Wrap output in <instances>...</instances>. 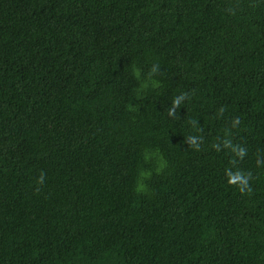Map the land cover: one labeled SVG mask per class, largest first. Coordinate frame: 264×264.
<instances>
[{
    "label": "trees",
    "instance_id": "trees-1",
    "mask_svg": "<svg viewBox=\"0 0 264 264\" xmlns=\"http://www.w3.org/2000/svg\"><path fill=\"white\" fill-rule=\"evenodd\" d=\"M0 264H264V0H0Z\"/></svg>",
    "mask_w": 264,
    "mask_h": 264
},
{
    "label": "clouds",
    "instance_id": "clouds-1",
    "mask_svg": "<svg viewBox=\"0 0 264 264\" xmlns=\"http://www.w3.org/2000/svg\"><path fill=\"white\" fill-rule=\"evenodd\" d=\"M183 97H178L175 101L174 104L176 106L179 105V101L182 99ZM171 114V113H170ZM189 143L195 144L196 141L194 138H190ZM238 156H240L241 158L245 155V151L243 149H240L239 151H237L236 153ZM227 177H228V183L230 185H238L239 186V190L241 193H243L245 190L250 191L251 189L248 187V176H245L244 174L240 173V172H231L228 171L226 173ZM43 178L41 177V182H42Z\"/></svg>",
    "mask_w": 264,
    "mask_h": 264
}]
</instances>
